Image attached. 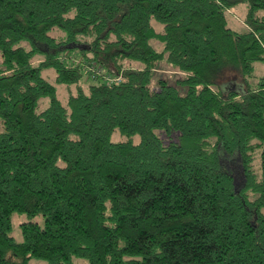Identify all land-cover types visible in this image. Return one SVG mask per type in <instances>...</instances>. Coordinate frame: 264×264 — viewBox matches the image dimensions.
Here are the masks:
<instances>
[{
  "label": "trees",
  "instance_id": "16d2710c",
  "mask_svg": "<svg viewBox=\"0 0 264 264\" xmlns=\"http://www.w3.org/2000/svg\"><path fill=\"white\" fill-rule=\"evenodd\" d=\"M259 62L264 0H0V264H264Z\"/></svg>",
  "mask_w": 264,
  "mask_h": 264
},
{
  "label": "rangeland",
  "instance_id": "374dc122",
  "mask_svg": "<svg viewBox=\"0 0 264 264\" xmlns=\"http://www.w3.org/2000/svg\"><path fill=\"white\" fill-rule=\"evenodd\" d=\"M244 10L245 7L244 6H240L239 8H236L234 10H230L228 11V18H229V25L232 29H236L238 31H246V28L243 24V16H244ZM153 25L156 29V31H160L162 29V25L160 23H158L157 21H153ZM151 44H153L154 48L156 50H161L163 48V44L160 43L159 41H151ZM138 64H133L134 67H136ZM46 75L48 74L50 79H53V72L46 70ZM254 73L256 75V77H260V75H262L264 73V63H257L255 65V70ZM159 76L164 77L166 79L169 80V82L174 83L176 78L180 77L181 74L175 69L173 68L171 65H167L164 62L158 63L157 68L155 70V73H153L152 75V85L154 86V82L159 78ZM251 81L255 82L256 79H251ZM176 85V84H175ZM177 88L182 92L184 91L183 87H179L177 86ZM57 93H59L60 98L65 101L67 94L65 93L64 88L61 85L57 86ZM47 101V99H41L38 103L39 105V109L44 108L45 105V101ZM126 138L124 136L119 135V133L116 131L115 133L112 134L111 140L114 142H117L119 140H125ZM134 141H137V137H134ZM240 181H237V184H240ZM12 234L13 237L16 241L20 242L21 236H20V229L18 228V224L19 222H25L28 221L29 218H27V216L25 214H19L17 215L16 213H14L12 215ZM31 220L38 222L40 225H42L43 219L40 216H36L35 218H31ZM78 261L81 264H87L86 260L83 259H78ZM29 264H46V262L42 261V260H38L35 258L30 259V261L28 262Z\"/></svg>",
  "mask_w": 264,
  "mask_h": 264
}]
</instances>
